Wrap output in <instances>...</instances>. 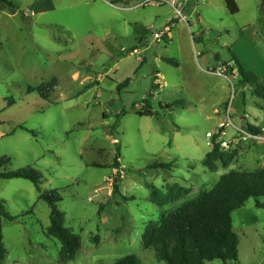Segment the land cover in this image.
<instances>
[{
    "label": "rangeland",
    "instance_id": "374dc122",
    "mask_svg": "<svg viewBox=\"0 0 264 264\" xmlns=\"http://www.w3.org/2000/svg\"><path fill=\"white\" fill-rule=\"evenodd\" d=\"M10 1L16 8L7 11L0 46V156L10 157L4 170L31 167L42 176L41 190H57L65 226L81 242L67 264H115L131 255L164 264L142 245L150 220L212 189L223 174L264 168V140L236 130L258 126L255 136L264 139L263 101L241 84L228 52L264 77V0H235L234 15L224 0H194L181 11L186 23L169 5L149 0ZM166 26L170 38L154 41ZM52 79L57 86L44 100L36 90ZM145 99L153 116H140ZM227 113L233 126L217 140L233 159L210 172L202 165L212 148L206 134ZM174 185L187 193L164 206L150 201L153 189L166 193ZM0 200L16 218H1L7 254L0 264H61L59 243L42 232L49 208L35 186L0 179ZM231 220L236 264H264V209L250 198Z\"/></svg>",
    "mask_w": 264,
    "mask_h": 264
},
{
    "label": "trees",
    "instance_id": "16d2710c",
    "mask_svg": "<svg viewBox=\"0 0 264 264\" xmlns=\"http://www.w3.org/2000/svg\"><path fill=\"white\" fill-rule=\"evenodd\" d=\"M0 3L8 9H15L10 0H0ZM226 9L231 15L238 13L235 0H224ZM201 42V41H200ZM230 61L236 67L241 79V84L251 87L252 95L263 101L260 110L264 113V77L261 78L252 72H247L237 60L234 53L228 49ZM172 64L176 62L167 60ZM129 79L124 80L116 87L117 91L125 88ZM57 80L42 83L37 88L39 96L47 100L54 92ZM151 97V96H150ZM14 104L12 101L8 105ZM181 104L175 102L167 105L170 108ZM144 113L140 116H153L152 108L145 99ZM123 114V113H122ZM122 114L116 115V127ZM26 132L34 135V132L24 128ZM245 131L253 135H261L260 130L248 123L245 124ZM205 154L202 165L210 172L215 170V162L227 166L233 159L232 154L223 153L219 150V143H215ZM10 157L0 156V179L12 180L21 179L32 183L39 193V199L47 204L49 208V223L43 228V234L48 239L59 243V262L67 264L75 259L81 248L80 238L74 235L65 226V216L57 208L61 197L57 190H41V174L31 167L21 168L15 171L6 172L5 166L9 164ZM113 169L118 170L117 159L113 160ZM161 168H169L170 162L160 165ZM117 178L112 184V194L119 193ZM166 193L153 189L150 201L157 206L174 202L181 195L187 193V189L174 185L167 187ZM255 199V207L264 209V168L253 172L230 171L223 174L219 181L210 190L202 191L197 197L191 199L180 207L166 213L159 221H149L142 234V245L145 249L152 250L156 259L164 264H205L214 260L223 263L236 264L237 262V236L232 230L231 214L242 207L248 199ZM1 218L13 221L16 218L6 214L3 202L0 200V262L4 260L7 250L3 245ZM115 264H141L134 255L119 259Z\"/></svg>",
    "mask_w": 264,
    "mask_h": 264
},
{
    "label": "built area",
    "instance_id": "2783aa9c",
    "mask_svg": "<svg viewBox=\"0 0 264 264\" xmlns=\"http://www.w3.org/2000/svg\"><path fill=\"white\" fill-rule=\"evenodd\" d=\"M147 3L157 4V5H163V4L169 5L170 7L173 8L175 13L179 16L180 20L186 23L187 22V17L185 15H183L181 13V11L184 10L185 8L195 7L197 1L195 2L194 0H149V1L146 2V4ZM140 7H143L142 3H139V4L135 5V6H131L128 9L132 10V9L140 8ZM164 38H166V39L170 38L169 37V27L168 26H166L165 29H163L162 31L155 32V33L152 34V39L154 41L162 42ZM136 52H137L136 49H134L132 51L133 54H135ZM215 74L218 75V76H221L220 73H215ZM228 109H229V107H228ZM229 126H233V124H232V121H231V117H229V114L227 113V115L225 117V120L221 121L218 124L217 129L214 132L206 134V137L209 139V142H207V144L210 145V146H213V143H214L213 142V137L214 136H216L215 143H220V142H218V140H217L218 138L217 137H219L221 135H224V133H225L224 129L229 127ZM236 130L241 132L245 139H250L251 141L264 140L263 138H261L259 136H255L253 134H250V133L238 130V129H236ZM114 143H116V141H114ZM220 144L223 145L224 147H227V143H225V142H222Z\"/></svg>",
    "mask_w": 264,
    "mask_h": 264
},
{
    "label": "crops",
    "instance_id": "0c3cea01",
    "mask_svg": "<svg viewBox=\"0 0 264 264\" xmlns=\"http://www.w3.org/2000/svg\"><path fill=\"white\" fill-rule=\"evenodd\" d=\"M8 10L11 12V11H14L15 9H8L6 5L0 3V46H1L2 36L4 34V26H5L6 19L12 16V14L7 13ZM24 16L26 17V15Z\"/></svg>",
    "mask_w": 264,
    "mask_h": 264
},
{
    "label": "water",
    "instance_id": "95a60500",
    "mask_svg": "<svg viewBox=\"0 0 264 264\" xmlns=\"http://www.w3.org/2000/svg\"><path fill=\"white\" fill-rule=\"evenodd\" d=\"M217 60V59H216Z\"/></svg>",
    "mask_w": 264,
    "mask_h": 264
}]
</instances>
